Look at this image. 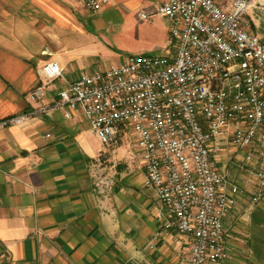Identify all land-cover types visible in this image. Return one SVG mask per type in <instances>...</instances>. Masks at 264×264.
I'll list each match as a JSON object with an SVG mask.
<instances>
[{
  "label": "crops",
  "instance_id": "1",
  "mask_svg": "<svg viewBox=\"0 0 264 264\" xmlns=\"http://www.w3.org/2000/svg\"><path fill=\"white\" fill-rule=\"evenodd\" d=\"M125 3L111 0L106 11ZM77 5L0 0V123L44 109L20 124H0V264H182L190 238L177 244V233L164 229L163 208L144 184L135 138L123 132L105 148L81 112L66 118L55 106L80 74L124 60L121 51L103 47ZM170 28L169 22L167 42ZM48 62H57L63 76L46 86L42 101L31 102L38 70ZM97 63L103 66L93 70ZM221 144L230 146L228 139ZM108 149L104 174L114 183L101 196L94 186L95 158ZM247 152L257 155L255 148L228 150L218 162L229 182L245 189L223 218L229 252L224 264H264V193L252 202L259 162L245 161Z\"/></svg>",
  "mask_w": 264,
  "mask_h": 264
},
{
  "label": "built area",
  "instance_id": "2",
  "mask_svg": "<svg viewBox=\"0 0 264 264\" xmlns=\"http://www.w3.org/2000/svg\"><path fill=\"white\" fill-rule=\"evenodd\" d=\"M89 12L111 0H78ZM252 0H163L158 12L170 23L174 55L137 54L80 74L55 106L66 118L81 112L105 146L132 132L145 167L144 184L156 191L163 227L190 238L182 264H224L229 256L224 216L245 189L229 182L217 158L226 138L236 149H253L258 159L257 203L264 193V42L248 27ZM150 20L148 14L141 13ZM29 92L40 102L46 86L63 76L57 62L38 70ZM44 109L0 124H20ZM47 136H50L47 134ZM109 149L95 158L94 186L108 196L114 179L104 174Z\"/></svg>",
  "mask_w": 264,
  "mask_h": 264
},
{
  "label": "rangeland",
  "instance_id": "3",
  "mask_svg": "<svg viewBox=\"0 0 264 264\" xmlns=\"http://www.w3.org/2000/svg\"><path fill=\"white\" fill-rule=\"evenodd\" d=\"M127 1L128 4L125 3L124 6L121 4V7L111 10L109 8L108 11L105 8L104 11L96 14L86 10L78 1V13L88 23L90 30L102 38L103 47L111 52L121 51L122 59L137 54L174 55L175 44L171 41L167 42L169 22L164 16L156 13L159 1L150 5L145 1L141 3L139 0ZM251 3L247 12L248 27L264 42V0H252ZM142 12L147 13L152 20L144 19L141 16ZM249 13H253L256 23L251 20ZM99 45L100 43L94 48L95 54H97ZM98 56L101 55L98 54ZM101 66L103 63L100 65L97 63L92 68L97 70ZM128 135L134 138L132 132H129ZM229 145L228 147L222 146L221 153L236 150L231 144ZM221 159L219 157L217 161L219 162ZM240 162H244V159L241 158Z\"/></svg>",
  "mask_w": 264,
  "mask_h": 264
}]
</instances>
